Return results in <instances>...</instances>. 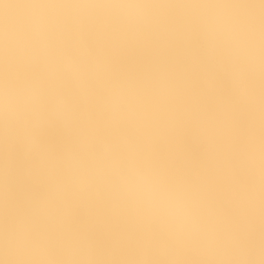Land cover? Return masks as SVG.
I'll return each instance as SVG.
<instances>
[{"label":"snow or ice","instance_id":"obj_1","mask_svg":"<svg viewBox=\"0 0 264 264\" xmlns=\"http://www.w3.org/2000/svg\"><path fill=\"white\" fill-rule=\"evenodd\" d=\"M0 97V264H264V0H0Z\"/></svg>","mask_w":264,"mask_h":264},{"label":"clouds","instance_id":"obj_2","mask_svg":"<svg viewBox=\"0 0 264 264\" xmlns=\"http://www.w3.org/2000/svg\"><path fill=\"white\" fill-rule=\"evenodd\" d=\"M121 11H123L125 14H138L140 12V9L126 8V9H122ZM5 105H6V100L3 97H0V113L3 112ZM172 211L174 215H176L177 217H179L181 214V209L179 207L173 208Z\"/></svg>","mask_w":264,"mask_h":264},{"label":"rangeland","instance_id":"obj_3","mask_svg":"<svg viewBox=\"0 0 264 264\" xmlns=\"http://www.w3.org/2000/svg\"><path fill=\"white\" fill-rule=\"evenodd\" d=\"M56 135H57V133L55 132V130H52V131L50 132V136H51L52 138H55Z\"/></svg>","mask_w":264,"mask_h":264}]
</instances>
